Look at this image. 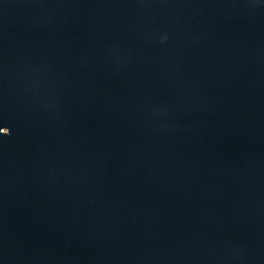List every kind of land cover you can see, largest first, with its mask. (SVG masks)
Masks as SVG:
<instances>
[{"label": "water", "instance_id": "95a60500", "mask_svg": "<svg viewBox=\"0 0 264 264\" xmlns=\"http://www.w3.org/2000/svg\"><path fill=\"white\" fill-rule=\"evenodd\" d=\"M0 264H264V0H0Z\"/></svg>", "mask_w": 264, "mask_h": 264}]
</instances>
